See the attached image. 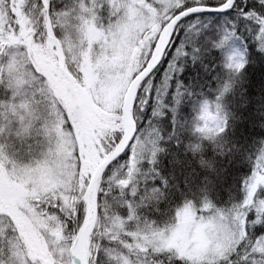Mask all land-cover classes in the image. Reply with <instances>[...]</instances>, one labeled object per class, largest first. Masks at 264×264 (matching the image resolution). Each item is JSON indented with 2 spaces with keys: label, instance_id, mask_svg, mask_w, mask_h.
Returning a JSON list of instances; mask_svg holds the SVG:
<instances>
[{
  "label": "snow or ice",
  "instance_id": "obj_1",
  "mask_svg": "<svg viewBox=\"0 0 264 264\" xmlns=\"http://www.w3.org/2000/svg\"><path fill=\"white\" fill-rule=\"evenodd\" d=\"M0 264H264V0H0Z\"/></svg>",
  "mask_w": 264,
  "mask_h": 264
}]
</instances>
